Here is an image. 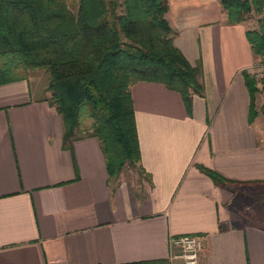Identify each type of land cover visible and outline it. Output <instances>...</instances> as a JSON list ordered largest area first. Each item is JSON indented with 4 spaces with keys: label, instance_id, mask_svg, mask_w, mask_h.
Masks as SVG:
<instances>
[{
    "label": "crops",
    "instance_id": "0c3cea01",
    "mask_svg": "<svg viewBox=\"0 0 264 264\" xmlns=\"http://www.w3.org/2000/svg\"><path fill=\"white\" fill-rule=\"evenodd\" d=\"M166 17L203 91L187 103L163 82L131 83L135 186L109 175L95 135L64 144L48 79L0 84V264H182L181 233L202 238L196 264H264V114L249 120L242 74L260 56L220 0H168Z\"/></svg>",
    "mask_w": 264,
    "mask_h": 264
},
{
    "label": "trees",
    "instance_id": "16d2710c",
    "mask_svg": "<svg viewBox=\"0 0 264 264\" xmlns=\"http://www.w3.org/2000/svg\"><path fill=\"white\" fill-rule=\"evenodd\" d=\"M230 22L264 11V0H220ZM168 0H0V84L48 71L49 102L63 118V141L95 135L109 175L140 160L130 85L163 82L189 103L201 93V66H193L173 42ZM252 51L264 58V19L245 30ZM249 92V120L261 85L242 70ZM83 117L90 122L81 126ZM79 131V133H77ZM214 181L225 180L200 166Z\"/></svg>",
    "mask_w": 264,
    "mask_h": 264
},
{
    "label": "built area",
    "instance_id": "2783aa9c",
    "mask_svg": "<svg viewBox=\"0 0 264 264\" xmlns=\"http://www.w3.org/2000/svg\"><path fill=\"white\" fill-rule=\"evenodd\" d=\"M249 70L255 79L264 81V58L255 60ZM171 245L176 247L173 256L180 259L182 264H196L202 250L201 236L193 233H181L171 237Z\"/></svg>",
    "mask_w": 264,
    "mask_h": 264
},
{
    "label": "rangeland",
    "instance_id": "374dc122",
    "mask_svg": "<svg viewBox=\"0 0 264 264\" xmlns=\"http://www.w3.org/2000/svg\"><path fill=\"white\" fill-rule=\"evenodd\" d=\"M261 18L264 19V11L257 12L253 10L250 13H248L243 23L247 28L258 27L261 22ZM32 71H36V73L39 74L42 83L43 81L48 79V71L45 68L43 67L34 68L30 70L28 73H31L33 75L34 72ZM261 82L263 81L258 80V84L261 85ZM41 94H43V91H41ZM89 122H90L89 118L83 117V119L81 120L82 128H85ZM77 133H79V131H77ZM142 175H143L142 171L138 168V166L126 164L121 169L120 179L124 181H128L132 186H135L136 184L142 181L143 179ZM244 210L247 211V213H253V212L257 213V211L260 215L263 213L262 209L257 208V206L256 208H245Z\"/></svg>",
    "mask_w": 264,
    "mask_h": 264
}]
</instances>
